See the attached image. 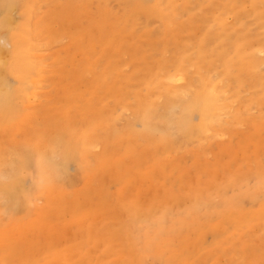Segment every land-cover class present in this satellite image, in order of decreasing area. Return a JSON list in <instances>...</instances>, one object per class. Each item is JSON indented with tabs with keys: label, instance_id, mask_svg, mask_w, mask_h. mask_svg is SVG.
<instances>
[{
	"label": "rangeland",
	"instance_id": "374dc122",
	"mask_svg": "<svg viewBox=\"0 0 264 264\" xmlns=\"http://www.w3.org/2000/svg\"><path fill=\"white\" fill-rule=\"evenodd\" d=\"M81 1L72 0L73 7L64 4L68 0H43L35 13L39 24L30 37L37 48L30 60L39 62L34 76L40 83L32 103L18 104L16 114L0 120V181L14 178L17 192L29 195L35 164L15 174L20 152L28 153L39 137L47 145L53 129L78 116L92 118L102 97L103 106L115 110L113 139L118 141L128 124L139 131L134 107L146 77L179 71L166 60H186L188 75L202 72L201 77L218 80L223 92L218 100L227 104L219 114L222 132L206 131L199 142L185 137L167 148L120 143L111 157L102 158L103 145H96L75 182L66 175L42 185L38 212L27 206L18 220H3L0 264H264V1L150 0L141 14L124 0ZM125 14L137 17L125 23ZM101 23L106 30L96 32ZM110 30L111 37L119 36L110 47L113 53L107 49ZM217 36L225 37V54L240 50L243 58L252 57L254 69L235 97L231 82L220 78L221 60H214ZM0 55L8 58L2 46ZM112 64L126 79L117 95H107L115 83ZM77 75L82 82H76ZM0 79L16 85L3 67ZM150 103L164 114L163 100ZM239 110L248 114L231 120ZM67 168L74 177L76 164Z\"/></svg>",
	"mask_w": 264,
	"mask_h": 264
},
{
	"label": "bare ground",
	"instance_id": "6f19581e",
	"mask_svg": "<svg viewBox=\"0 0 264 264\" xmlns=\"http://www.w3.org/2000/svg\"><path fill=\"white\" fill-rule=\"evenodd\" d=\"M71 1L72 0H68V2H64V4L71 6ZM73 1L77 4V0ZM124 1L128 5H132L135 14H141L149 10V7L146 6V4H149L148 2L150 0ZM255 1L258 0H251L252 3H254ZM81 2L87 3L88 0H82ZM42 3L43 0H35V2L33 0H0V47L2 46L3 50L6 49V52L8 53L7 59H2L0 55V68L3 67L6 72L16 81V85L12 86L9 85L6 80L0 79V120L2 122L4 120L10 119L14 114L17 113L18 104V106L20 107L22 106V104L25 105L29 102L32 103L36 95L35 90L37 84L40 83V81L38 80L40 78L37 79L36 76H34V73L36 74V70H39V62L31 61L32 59H34V57H32L34 56L33 50L37 48V46L35 45L33 39L30 37V35L34 33H31L30 31H35L39 24L35 13L39 9V5ZM170 4H172V2ZM12 13H15L16 17H13ZM155 14L156 13H154V15ZM134 17L137 16L134 15ZM133 18L125 14L124 22L128 23V20L131 21L133 20ZM221 20L222 19H220L219 17L217 19V22H221ZM100 25L101 27H98V31L96 32L106 30V27L103 28L104 23H101ZM111 33L112 31L110 30L108 32V35ZM131 33L132 32H128L126 34L130 35ZM221 36L222 35L220 34V37ZM109 37L111 39V42L109 43L107 49H109L113 53L111 48L113 47L114 42H118L117 40L119 39V36L111 37L109 35ZM216 39L219 41V44L218 47L213 50L216 56L214 60H217V58L221 60L222 71L220 74V78L224 79V77H226L231 82L230 91L235 97V95L237 96L239 94V90H241L245 75L249 74V72L254 69L252 57L248 54L247 59L243 58L242 54L244 53V51L240 50H236L232 56H229L230 54H225V37L219 38L217 36ZM262 47L264 46L262 45ZM107 52L108 51L104 52V55ZM30 58L32 59L30 60ZM166 61H170L169 65H175V69H178L179 71L172 76H166L164 74L161 75V72H158V74L156 75L155 72V77L153 74H149L146 77V81L142 83V85H144L146 89L144 90V92L139 94L137 104L134 107V115L137 119H139L141 123V129L139 131L135 132V129H133L130 124H128V126L125 127L126 129L123 130V133H118L119 140L117 141V137V139H113L115 136L114 131H116L115 129L117 128L114 123L115 119L112 118L115 110L114 108L112 110L106 109V107L103 106L104 98L102 97L98 101L100 105L98 108H96V113L94 116H92V118L86 119V117H80L77 115L78 118L73 120L71 119L72 121H69L67 123V127L53 129L46 136L48 140L47 145H44L39 137L38 140L40 141L38 142V145H34V148L29 150L28 153L25 152V154H22V152H20L18 159H16V161L14 162V166L16 169L15 174L21 172L22 169L26 168L27 164L33 162L35 164L33 165L34 170L32 171L31 176L33 188L30 194L27 195L29 192L28 190H24L22 192L20 191V193L17 192L18 188L14 178H9L8 183H4L3 180L0 181V225L3 224V220H18V217L22 215L27 206L34 209L35 213L38 212V209L35 210V200L38 196L37 192L42 189V185H44L45 183L52 185L55 183L58 176L65 177L66 175L68 176L69 183H72L74 180L76 181L80 174V168L85 164L84 159L88 151L98 144L103 145L104 151L101 155L102 158L111 157V153L114 152V149H116L120 143L126 145L130 144L134 147H139V144L143 145L144 143H149L153 146L169 144L171 145V147H176L178 145H181L185 137H187V139H190V141L192 142H199L203 138L202 133L206 131L210 132L212 136L219 135L222 132V126L218 123V121H220L219 114L226 109L225 106L227 104L224 105L223 101V103H221L218 100L221 95V93L219 94V83L217 82L218 80L215 79V81L213 78L203 75L201 77L200 75L202 74V72L201 74H198L196 76L188 75L185 71V65L187 64L186 60L180 59L179 61ZM180 62L183 63L182 66H180ZM209 64H211V62ZM255 65L256 64L254 63V67ZM118 66L119 65L117 64H115V66H113V64L111 65L110 76L115 79V83L113 85L109 84L107 95L108 93L117 95V89L119 87H124V80L126 79L124 75L119 73ZM84 67H86V65H84ZM202 68L205 69L204 66ZM246 81L247 80L245 79V82ZM76 82H82L80 75H77ZM257 82H259V80ZM174 83H182L185 85L175 87ZM229 85L226 86V88H228ZM232 85L233 88L231 89ZM99 86H102V84H99ZM193 87L196 88L192 90L191 88ZM220 92L222 91L220 90ZM257 92L259 93V91ZM229 93L228 95H230ZM221 96L223 97V92ZM180 97H186L187 99L185 98L186 100L181 102L179 100ZM172 98H178V100L174 101L175 99ZM121 99L122 98H120V101L118 102H123L124 99ZM151 99H154L156 101L163 100L164 104L162 106L165 111L164 114L158 113L157 106L150 103ZM255 99H258V96L257 98L255 97ZM259 100L260 99H258V101ZM262 104L264 105V103ZM262 104H260V106ZM245 105H247L246 107H248L251 105V103L248 101V104L245 103ZM230 109L234 110L232 108ZM241 113H243L242 110H239V112H233V114L231 115V120H236L240 116V118H242V115L244 116L245 113L240 115ZM194 114L197 115L196 121L193 117ZM105 117L107 118V120L105 119ZM227 119L228 117L226 118V120ZM230 123L232 124V122ZM76 126L78 128H76ZM97 129H99L100 133L96 132ZM66 133L68 134L67 138L63 136ZM73 134H75V136L72 141L70 137ZM29 143L30 142H26L25 145ZM167 147L168 145L166 146V148ZM56 155L61 156L59 162H54L53 160V157ZM69 162L75 163L77 166V172H75L74 177H71L67 171ZM257 177H260V175ZM29 196H31V198H29Z\"/></svg>",
	"mask_w": 264,
	"mask_h": 264
}]
</instances>
